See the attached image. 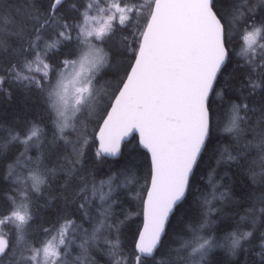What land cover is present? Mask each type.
Returning a JSON list of instances; mask_svg holds the SVG:
<instances>
[{
  "label": "snow or ice",
  "instance_id": "6c2138e0",
  "mask_svg": "<svg viewBox=\"0 0 264 264\" xmlns=\"http://www.w3.org/2000/svg\"><path fill=\"white\" fill-rule=\"evenodd\" d=\"M0 264H264V0H0Z\"/></svg>",
  "mask_w": 264,
  "mask_h": 264
},
{
  "label": "trees",
  "instance_id": "16d2710c",
  "mask_svg": "<svg viewBox=\"0 0 264 264\" xmlns=\"http://www.w3.org/2000/svg\"><path fill=\"white\" fill-rule=\"evenodd\" d=\"M22 99L23 98L20 96H17L16 98H14L12 105L8 107V111L12 112L13 109L19 110L22 107V104H21Z\"/></svg>",
  "mask_w": 264,
  "mask_h": 264
}]
</instances>
